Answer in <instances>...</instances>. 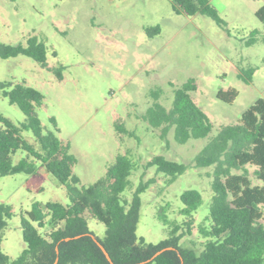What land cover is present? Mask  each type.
Instances as JSON below:
<instances>
[{
    "label": "rangeland",
    "instance_id": "1",
    "mask_svg": "<svg viewBox=\"0 0 264 264\" xmlns=\"http://www.w3.org/2000/svg\"><path fill=\"white\" fill-rule=\"evenodd\" d=\"M224 25L211 17L195 13H176L172 0H0L1 45H26L36 36L45 45L48 67L18 54L0 55V115L16 124L24 114L3 94L15 83H25L43 95L34 107L43 130L57 127V137L69 145L76 162L72 171L87 186L102 177L117 153H126L133 163L131 187L122 192L130 200L139 183L149 181L140 193L141 205L136 234L146 242L158 243L168 236V225L158 218L163 208L169 220L180 224L179 244L196 253L204 239L199 223H210L213 167H196L194 156L221 126L235 124L242 112L256 99L264 98V28L255 15L264 0H210ZM159 26V32L147 28ZM256 33L252 35V31ZM254 37V41H247ZM61 66V78L51 68ZM252 68L250 78L245 71ZM244 71V72H243ZM243 76H238L239 73ZM192 78L194 102L209 118L212 129L201 138L177 143L172 128L161 138V127L154 128L143 118L151 104L149 91L162 89L159 101L170 108L173 88ZM234 88L232 102L217 98L219 90ZM120 124L126 131H119ZM1 127V123H0ZM23 136L35 143L31 132ZM155 155L188 166L170 184L168 177L148 164ZM27 157L17 149L13 163ZM253 184H261L252 176ZM25 172L0 175V205L11 207V216L1 230L0 249L11 258L25 246L20 220L32 203H68L66 190L53 176L43 182V190L32 192L25 186ZM198 190L202 202L193 213L190 233L187 218L180 212V194ZM36 225V223H33ZM89 231L103 238L105 226L87 218ZM48 232L49 227L39 228Z\"/></svg>",
    "mask_w": 264,
    "mask_h": 264
},
{
    "label": "trees",
    "instance_id": "2",
    "mask_svg": "<svg viewBox=\"0 0 264 264\" xmlns=\"http://www.w3.org/2000/svg\"><path fill=\"white\" fill-rule=\"evenodd\" d=\"M209 1L172 0V8L174 12L186 15L199 12L224 25ZM255 15L264 28V5L256 10ZM146 30L150 35L151 30L157 33L160 28L156 25ZM255 33L256 30L252 31V35ZM253 41L254 37L247 43ZM18 54L48 67L45 45L36 36L28 37L26 45L0 47L3 58ZM51 69L61 78V66ZM251 73L252 68L245 71L248 78ZM238 76L242 77L243 73ZM195 88L192 78L173 88L170 108L159 101L160 87L150 89L152 102L143 118L150 126L161 127V138L170 128L174 140L180 144L210 133L209 118L190 95ZM3 94L19 107L25 118L16 124L0 115V175L29 174L25 186L32 192L42 191V182L53 176L64 185L68 203L33 202L26 217L22 216L20 220L24 248L15 258L0 249V264H53L55 261V264H111L97 241L114 264H264V98L260 97L249 105L237 123L221 126L194 156L196 167H213L210 223L201 222L197 226L204 242L202 250L196 253L191 247L180 246L178 230L181 225L169 220L163 208L158 210V218L168 225V236L158 243L146 242L137 236L140 193L147 188L149 181L139 183L130 200L121 195L131 187L129 175L133 163L126 153H117L102 177L83 186L72 171L75 156L69 152V145L57 137L55 119H49L53 129L44 131L35 113L34 107L43 100L41 92L25 83H15ZM236 96L234 88L217 92V98L225 102H232ZM116 127L119 131H126L120 124ZM25 130L31 132L35 143L23 136ZM17 149L26 151L27 157L13 163L11 155ZM148 164L164 173L169 184L188 168L186 164L162 155L153 156ZM249 167H254L252 176L261 184L252 183ZM180 200L183 204L180 212L187 218L182 224L186 225L189 234L193 213L201 204L202 196L198 190L189 188L180 194ZM10 216L11 207L1 204L0 243L1 230ZM89 216L104 224L103 238H97L89 231ZM45 226L49 227L48 232L39 230ZM161 249L164 250L152 257Z\"/></svg>",
    "mask_w": 264,
    "mask_h": 264
},
{
    "label": "water",
    "instance_id": "3",
    "mask_svg": "<svg viewBox=\"0 0 264 264\" xmlns=\"http://www.w3.org/2000/svg\"><path fill=\"white\" fill-rule=\"evenodd\" d=\"M66 239H68V238H66ZM95 239V238H94ZM96 240V239H95ZM97 244L99 245V247L101 248V250L103 251V253L105 254V256H106V258L110 261V263L111 264H114L112 261H111V259H110V257H109V254L107 253V251L105 250V248L101 245V243H99L98 241H97ZM169 248V247H168ZM162 250H164V249H161V250H159V251H157L156 253H154V255L152 256V257H154V256H156L157 254H159ZM56 251H57V248H56ZM56 263V261L53 263V264H55ZM134 264H138V263H134Z\"/></svg>",
    "mask_w": 264,
    "mask_h": 264
}]
</instances>
